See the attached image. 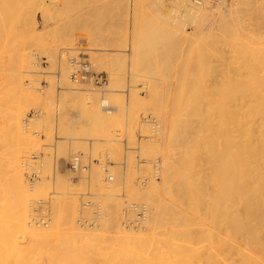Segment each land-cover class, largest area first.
I'll return each instance as SVG.
<instances>
[{
    "label": "rangeland",
    "instance_id": "rangeland-1",
    "mask_svg": "<svg viewBox=\"0 0 264 264\" xmlns=\"http://www.w3.org/2000/svg\"><path fill=\"white\" fill-rule=\"evenodd\" d=\"M179 1L130 0L129 3V0H0L1 119L4 114L7 116L12 111L8 104L14 101L13 97L7 95V91H10L9 96L12 92L6 77L11 67L7 59L12 65L13 61H17L15 59L18 52L23 51L30 64L29 68L25 67L28 71L22 77L24 99L21 98L24 101H17L23 104H20V135L11 132L12 142L4 146L2 144L3 148L0 142V164L6 166V158L10 157L8 153H18L16 155L20 170L29 190L26 196L29 219L27 224H40L42 234H39L40 239L36 242H31L30 235L22 230L17 231L15 237L19 246L32 243V248L38 247L35 249L38 252L32 250L30 253L31 259H35L34 262L37 260L36 263L39 264L40 260L45 264H121L125 259L142 262L144 258V262L162 258L170 263H186L191 260L188 258L191 254L190 248L202 244V235H197L195 230L188 232L187 229L193 227L195 220L204 218L205 208L203 210L202 204L201 211H193L188 207L189 202L182 204L183 199L177 203L188 218L183 225H169L167 228L161 226L156 230V235H151L152 232L146 234L143 230L141 232V228L147 225L145 217L150 207L142 191L148 189L151 182H160L163 155L168 151L165 141L168 131H165L167 127L161 120L159 110L163 106L162 110L166 108L167 112L171 103L176 102L173 96H184V99H180L185 100V107L189 106L188 111H184L187 113L186 118L183 115L184 125L187 127L184 126V132L191 137L192 144L201 142V117L209 112L206 111L208 108L205 109L201 91L211 81H216L212 77H226L221 78V93L225 102L223 113L218 112L216 107L215 114L221 113V117L214 113L208 116L209 121L213 119V115L216 116L214 119L220 117L216 122L222 131L217 133L216 137L219 139L217 138V143L215 141V146L218 147L215 148L223 153L225 145L234 144L235 137L230 132L237 124L234 107L240 97V82L244 84L245 79L248 80V76L240 80L236 78V74L253 68L251 71H255L258 76H264V0H203L207 8L199 11L183 6ZM188 1L193 5L197 4L196 0ZM216 57L226 60L222 61V65H216L219 60ZM70 58L89 61L90 71L102 74L103 82L100 85L95 84L91 78L73 82L69 77L73 67ZM2 63L9 65H5L9 68ZM216 66H219L217 72V68L214 69ZM207 79L210 83L206 82ZM182 103L177 106L181 107ZM212 110L214 112V108ZM146 116L150 117L148 121L151 122L144 121ZM231 119L236 122L233 123ZM5 120L2 124L8 125L9 119L7 122ZM7 125L4 129L0 123V136L5 133V136H10L9 129L8 135L7 131L4 132ZM212 132L209 131L210 135ZM203 150L200 147V151ZM78 153H81V166L86 168L73 171L70 162L74 154ZM200 156L198 154L192 162L198 168H218L219 164L221 166V161H216L213 167L214 164ZM231 160L227 158L224 163L234 164L235 161L232 160L231 163ZM214 175H208L207 182L218 181L219 174L215 175L216 178ZM38 185L36 192H32L31 186ZM226 186L222 189V194H217V199L220 198L219 204L235 196L234 183ZM3 189H6V193L7 188ZM156 193L153 197H158L159 193L162 195L160 189ZM8 198L11 202L7 199L10 202L6 203L7 213L10 212L8 203L13 212L14 200L12 194ZM11 212L9 214L13 217ZM139 229L145 237L153 236V240H147V243L143 241L141 247L136 249L140 242L136 245L130 243L124 234L131 233L133 236L139 233ZM177 229L185 234L175 236L173 232ZM254 229L250 230L253 236L245 237L243 243H214L213 250L224 252L235 249V252L239 251L237 256L241 255L240 251L254 250V259H263L264 245L257 247L250 244L257 234L261 237V230ZM140 251L143 255L140 253L139 256ZM129 252L131 256L134 254V259L124 257L130 255ZM135 254L138 255L137 259ZM158 254L159 257H156ZM145 256L151 260H146Z\"/></svg>",
    "mask_w": 264,
    "mask_h": 264
},
{
    "label": "bare ground",
    "instance_id": "bare-ground-1",
    "mask_svg": "<svg viewBox=\"0 0 264 264\" xmlns=\"http://www.w3.org/2000/svg\"><path fill=\"white\" fill-rule=\"evenodd\" d=\"M179 2H181V4H183V6L184 5H186L187 7L190 6L191 8L196 9L198 11L200 9H206L207 8V6L205 5V2L203 0H196L195 3H197V4H194V5L191 4L188 0H180ZM129 3H130V0H129ZM6 9H7V7H6ZM218 17H220V16H218ZM205 34H207V33H205ZM21 52H18V56L16 54L17 58L16 59L14 58V59L17 61H13L14 63L12 65H11V62L10 61L8 62V59H7V63L8 64L10 63L11 67L8 70V74L6 77L8 80V87L10 85V89L12 91L11 96H9L10 91L9 92L7 91V93H8L7 95H8V97H13L12 99L14 100L10 103L12 106H10V104H8L9 109L11 107L10 110H12V111L8 114L6 113L7 116L4 114L7 119L6 120L4 119L5 118L4 115L3 116L1 115L2 118L4 117L3 119H1V117H0V119L2 120V122L0 120V123H1L2 127L4 126L3 127L4 129H5V126L7 124L3 125L2 124L3 120H5L6 122L8 119L10 120V121L8 120L9 123L6 127V130L3 129L4 132L7 131V135L9 132L8 129L10 130L9 135L11 134V132H14L16 135H20L19 130H20L21 125H19L20 124L19 122L21 121V119H20L21 118L20 117L21 107H22L21 105H23V104H21L19 102L17 103V101H20V99L22 101H24L23 100L24 99L23 98L24 93L22 92L23 90L21 89L22 88L21 86L23 84L22 83V81H23L22 77L24 75L23 73L28 71V70H25V67H26V69H27V67L28 68L30 67L29 66L30 64H29V61L27 58V54H25L23 51H21ZM239 55H240V53H239ZM231 56H232V53H231ZM93 59H95V58H93ZM216 59H219V60H217L216 65L218 63L222 65L224 63L222 61L224 59L226 60V58L221 60L222 58H217V57H216ZM216 59H215V61H216ZM5 60H6V58H5ZM203 61H204V59H203ZM30 62H31V60H30ZM251 63H253V62H251ZM61 64H62V62H61ZM95 64H97V66H98V63H95ZM5 65H7V64H5ZM102 65H104V64H102ZM212 65H213V63H212ZM221 65H220V67H221ZM7 66H9V65H7ZM97 66H96V68H97ZM132 66H134V65H132ZM206 68H208V67H206ZM215 68L218 69V70L217 69L215 70L216 72L219 71V66L214 67V69ZM235 68H237V67H235ZM209 69H210V67H209ZM249 69L248 70L244 69V71H243L241 68L242 71L238 70L239 72L236 74V78L241 80L242 77L244 78V76L245 77L248 76V80L244 78L246 80L245 81L246 84H245V82H244V84H242L240 82V80H238V82H240L239 92H238L240 97H239V101H237V102L235 101L236 102L235 107L233 106L234 110L236 111L235 114L237 117V124H235L236 127L231 125V126H233V129H231V131H230V132H233V134H234L235 142H233L234 143L233 145H228V144L225 145L226 148L224 149L223 153H221V151L219 149H216L218 146H215V145H217L216 144L217 143L216 140L218 138V137H216L217 133H219V132L221 133V131H222V130L221 131L219 130L220 125L216 121H218L220 119V117H221L220 114L223 113V108L225 105L224 97L222 96V93H221L222 84H223L222 83L223 79H221V78H226V77L220 76V79H216V77L218 78L219 76L215 75L216 76L215 78H213L211 76L212 77L211 79L212 80L215 79L216 81H214V82L211 81V84L208 86L205 85L207 87L204 88L203 91H201V92H203L202 97L204 96L203 97L204 102L203 101L202 102L206 105L205 109L208 108V109H206V111H209V112H206V114L202 113L204 115V117H201V118H203L201 142L198 141L195 144L194 143L192 144L191 137H189L188 135L186 136V134L184 132V129H183L185 126L184 120L186 118L185 114H187L184 111H186L189 107V106L185 107L187 105H185L186 102H185V100H183L184 96L183 97L182 96L176 97L179 99H176L175 96H173L174 100L177 103L176 102L171 103L172 105L170 106V108L167 112L165 110L166 108L162 110L163 106L161 108L162 111L159 110L161 112V115L158 114V116L159 115L161 116L162 122L167 127V130H165V128H163V130H165L166 132L168 131V133L165 132L166 134H168V136L165 137V141L167 142L166 144H168V146L166 145L167 146L166 148L168 149V151H166L165 155H163L164 157L162 160V170H161L160 182L159 181H158V183L151 182L152 184H150L149 188L144 189L142 191L143 194H145V196L147 197V201H148V204L150 205V207H149V211L146 214L147 217H145L147 225H145L141 228V232H142V230L145 233L146 232L147 233L152 232L151 233V235H152L153 233L155 234L156 230L158 228H160L161 226H165L167 228L169 225L176 226L178 224H182L185 221H187L188 218L185 215L186 213L184 214V212H183L184 209L183 210L179 209V206L177 205V203H179L180 199H183V200H181V202H183L182 204L189 202L188 207L191 208L193 211H196V212H199V210L201 211L200 206L202 204H203V210L205 208L206 215L204 216V218L202 220H195V221L193 220L194 221V224H192L193 227L191 226V227H189V229H187L188 232L195 230L198 232L197 235L198 234H200V236L202 235L201 236V237H203L201 240L202 244L200 243L201 245L199 247H194V248L191 247L190 248L191 254L188 256V258L191 260L186 262V263L185 262L184 263L183 262H181V263H178V262L177 263H170L169 260H168L169 262H167L165 260H162V258H157L156 260H154V258H153V260H151V259L146 258V257L150 256L146 252L148 255V256H145L146 260H151V261H144L143 262L144 258H142L143 259L142 262L140 260H139L140 262H137V261H133V260L131 261L129 259H125L126 261L124 260L121 264H264V260H263L264 257H263V259L262 258L261 259L260 258L254 259L255 256L253 257V255H252V253L254 252L253 249H255L254 246L252 247L253 249L251 248L253 250V252L251 250H249V251L247 250L244 252L240 251L241 252L240 256H237V253L239 251L236 250L237 252H235L234 251L235 249L234 250L233 249L228 250V251L224 250V252H219L215 249L213 250L214 243H219V244L220 243H222V244L227 243L229 245L230 244L234 245V244H237L240 242L243 243L245 237L253 236L251 234L252 232L250 230L251 229L253 230L254 228H255L254 229L255 231L261 230V232H259L261 237H258V234H257L256 238L252 239L250 244L255 245L257 247L258 246L262 247V245H264V185H263L264 184V76H258V74L255 71H251V70H253V68L250 69V71H249ZM68 70H69V68H68ZM204 70H205V68H204ZM263 72H264V70H263ZM211 73L212 72L210 70V74ZM225 73L228 74L227 71ZM230 73H231V71H230ZM259 73H261V72L259 71ZM216 74L220 75V73H216ZM233 74H234V72H233ZM223 75L225 76V74H223ZM64 78L62 80H64ZM201 78H202V76H201ZM232 78H233V76H232ZM151 79H153V77ZM205 79H206V77H205ZM67 80L68 79H66V81ZM204 82H205V80H204ZM206 82L210 83V81L208 79ZM237 84H239V83H237ZM235 89L233 88V90H235ZM188 94L189 93H187V95ZM14 98L17 100H15ZM25 98H26V96H25ZM180 98H183V99H180ZM188 98L186 101L189 103ZM45 100H46V98H45ZM7 101H8V103L10 102L9 98L7 99ZM181 102H183L182 106L179 107L181 105L180 104ZM184 102H185V104H184ZM22 103H24V102H22ZM37 103H38V98H37ZM105 103H106V100H105ZM105 103H103V104H105ZM216 103L217 104L219 103V104L217 105ZM228 103H229V101H228ZM177 104L179 106H177ZM183 104H184V107L186 108L185 110H183L184 109ZM216 107H218L219 109ZM213 108H214V112L212 110ZM215 108H216V110H218V112H221V113H218L220 116V117L218 116L219 119H218V117L216 119H214V117H216L218 115V114H215V111H216ZM225 110H226V108H225ZM210 113H212V114L214 113L216 115V116L213 115L214 121H213V119L211 121H209L210 118H209L208 114H210ZM74 115H75V113H74ZM183 115L185 118L183 117ZM189 116H191V115H189ZM257 117L259 119H256ZM198 118H199V116H198ZM234 118H232V119H234ZM232 119H231V121H232ZM212 121H213V123H212ZM257 121H259L258 124L256 123ZM235 122H236V120H235ZM235 122H233V123H235ZM251 122H252V124H251ZM163 127H164V125H163ZM194 127H195V125H194ZM222 127H223V124H222ZM223 129H224V127H223ZM228 129H230V127ZM1 130H2V128H1ZM209 131H211V132L215 131L216 133L212 132L215 136L213 134L212 135L214 137L212 135H210L211 133H209ZM4 132L2 134H4ZM0 134H1V131H0ZM5 134H4V136L3 135L0 136L1 147H2V144L4 146V144H8V142H10V143L12 142L11 135L8 136V137H10V138H8L7 136H5ZM219 134H218V136H219ZM13 137L15 138V136H13ZM215 137H216V139H215ZM234 137H232V138H234ZM16 138H17V136H16ZM220 138H221V135H220ZM215 141H216V143H215ZM14 142H15V140L13 141V143ZM219 143H221V141H219ZM225 143H227V142H225ZM220 145H224V144H220ZM200 147L202 150L204 149L202 152L200 151ZM167 149H165V150H167ZM7 151H9V150L7 149ZM2 152H4V151H2ZM4 153H6V152H4ZM14 153L15 152H12V154L8 153V155H10L9 159L5 157L7 159V161L5 159L6 164L4 163L6 166H2L3 164L2 165L0 164V189L3 190L2 192H3V194H5L4 197L2 196L3 194L0 195V199H1V201H0V264H38V263H36L37 260L34 262V260H35V259H33L34 257L31 259L32 254H30V253H32V250H35L38 247H36V245H34L36 248H32L33 247L32 243H30L26 246H19V243L17 242V239L15 237V233H17V231L22 230L23 233L30 235V237H31L30 239H32V241L30 240L31 242L39 241L37 239H40L39 237L42 234V231H41L42 228H40V224H37V225H35L34 223H30V224L28 223L27 224V220H29V219H27V217H28L27 216V210H28L27 205H28V203H27L26 196L28 195L27 192L29 190L27 189V185L25 183V180L23 179V176H22V173L20 170L21 167H20V164L18 161V156H17L18 153H16L17 155L16 154L14 155ZM198 154H201V156H200L201 158L205 159L206 161H210L211 164H214L213 167L215 166L216 161H219V162L221 161V166L219 164L218 168H209V167L208 168H198V167H196V165H194L195 163L192 164V162ZM3 155L4 154H2V156ZM5 156H7V155H5ZM0 157H1V155H0ZM3 157L1 159L4 160ZM227 158H231L233 161H235V163L230 164V165H226L224 162L227 160ZM232 160H231V163H232ZM214 161H215V163H213ZM229 161L230 160H228V162ZM0 162L2 163V161H0ZM217 173L219 174V180L216 181L217 183L213 182V181L207 182L208 181V179H207L208 175H209V177H210V175L212 176L213 174L218 176ZM217 176H215V178ZM209 179H211V178H209ZM209 181H211V180H209ZM231 183L232 184L234 183V187H233L234 188V194L233 195H235L234 198H231L229 201H227L228 200L227 199L225 202L219 204L220 198L217 199V194L218 195L222 194V189L226 185L231 184ZM5 185H6V187H5ZM37 187L39 188V185L33 186V187L31 186L32 192L33 191L36 192ZM3 188H7L6 193H4V191L6 189H3ZM146 188H147V186H146ZM130 189L132 190V188H130ZM159 189L161 190L162 195L159 193L158 197H153L154 194H157L156 192ZM1 190H0V193H2ZM225 192L227 193V191H225ZM8 193L10 195L12 194V198L14 199L13 200V206L10 204L12 206L13 212H11V207L9 206V203L11 201L8 198L9 197ZM232 193H231V195H232ZM7 194H8V196H6ZM1 196H2V198H1ZM222 197H225V196H222ZM7 199H9L10 202L7 201ZM187 199L189 201H187ZM7 202H9L8 208L10 209V212L14 214L13 217H11V214H9L10 212L7 213V210H6V208H7L6 203ZM182 206H184V205H182ZM184 207L187 208V206H184ZM189 208H187L186 210H189ZM201 214H202V212H201ZM188 215H191V214H188ZM197 216H199V215H197ZM42 220H44V219H42ZM191 221H190V224L192 223ZM39 222H42V221H39ZM39 222H37V223H39ZM27 225L29 228L27 227ZM186 225H187V222H186ZM187 227H188V225H187ZM14 228H15V230H14ZM139 231H140V229L137 232H139ZM141 232L136 233L137 235L132 233V235L134 234L133 236H131V233H130V235L129 234L126 235V233L124 234L126 236V240L129 241L130 243L133 242L136 245V243L140 242V246L137 245L135 247L136 249H137V247H139V248L141 247V245L143 244V241H146V243H147V240H149V241L153 240V236L147 238V237H145V234L141 233ZM181 233L183 234L184 232L182 230H179V229L174 230V232H173L174 235L175 234L176 235H179V234L182 235ZM143 234H144V236H143ZM193 234H195V232H193ZM255 234H256V232H255ZM149 236H150V234H149ZM183 237H185V236H183ZM151 243H152V241H151ZM156 243H158V242H156ZM144 246H146V248H147V245H144ZM36 252H38V250ZM133 252H136V251H133ZM258 252H259L258 254L261 253L260 255H262V252H260V251H258ZM44 253H46V252L44 251ZM140 253H142V255H143V252L140 251L139 256H140ZM154 253L156 254V252H154ZM129 254H130V252H129ZM133 255L131 256V254L130 255L127 254L124 257L131 258V257H133ZM135 255H137V254H135ZM42 256H40V257H42ZM157 256L159 257V254L156 255V257ZM262 256H260V257H262ZM56 257H57V255H56ZM136 257H138V255L135 256V259H137ZM133 259H134V257H133ZM39 264H45V263H42L39 260ZM67 264H75V263H69L68 262ZM76 264H80V263H76ZM82 264H84V263H82ZM91 264H92V262H91ZM104 264H107V262ZM112 264H114V262ZM116 264H120V263H116Z\"/></svg>",
    "mask_w": 264,
    "mask_h": 264
},
{
    "label": "built area",
    "instance_id": "built-area-1",
    "mask_svg": "<svg viewBox=\"0 0 264 264\" xmlns=\"http://www.w3.org/2000/svg\"><path fill=\"white\" fill-rule=\"evenodd\" d=\"M69 60H70V63H72L73 65L72 70L69 74V77L73 82H81L84 80H88L89 78L93 79V82L95 84L100 85V83L103 82L102 74H97L95 72L90 71L88 62L76 61L74 58H70ZM143 119L145 122H151V121H148L150 119L149 116H146ZM74 155L75 156L72 157V161L70 162V168L73 171H77L80 168L85 169L86 166H81V163H80L81 153L74 154ZM137 215H139V210L137 212Z\"/></svg>",
    "mask_w": 264,
    "mask_h": 264
}]
</instances>
